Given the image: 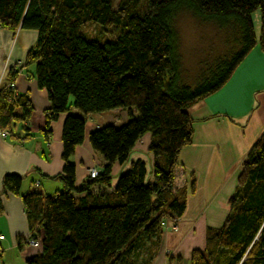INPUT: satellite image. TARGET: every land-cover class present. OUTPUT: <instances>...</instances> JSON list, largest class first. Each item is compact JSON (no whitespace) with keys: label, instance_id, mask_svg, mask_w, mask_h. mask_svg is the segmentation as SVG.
Listing matches in <instances>:
<instances>
[{"label":"trees","instance_id":"16d2710c","mask_svg":"<svg viewBox=\"0 0 264 264\" xmlns=\"http://www.w3.org/2000/svg\"><path fill=\"white\" fill-rule=\"evenodd\" d=\"M182 11L225 34V50L204 59L193 78L175 26ZM90 24L100 34H88ZM0 26L38 32L26 63L36 65L38 85L48 91L43 131L67 114L64 189L22 194L29 236L41 247L26 264H153L162 222L178 221L187 209L179 156L194 139L189 109L223 88L256 45L264 50V0H120L116 6L112 0H0ZM9 77L0 84V128L28 122L34 110L17 94L16 74ZM114 109L127 110L129 119L91 131L90 143L105 162L97 177L76 187L70 159L85 140L87 116ZM147 133L151 170L144 159L132 161L112 187L114 165H125ZM22 184L18 173L4 176L5 191L20 194ZM230 205L225 223L209 228L205 248L192 251L190 264H264V133L242 164Z\"/></svg>","mask_w":264,"mask_h":264},{"label":"crops","instance_id":"0c3cea01","mask_svg":"<svg viewBox=\"0 0 264 264\" xmlns=\"http://www.w3.org/2000/svg\"><path fill=\"white\" fill-rule=\"evenodd\" d=\"M258 27L259 38L261 18ZM37 39L35 30H10L0 26V84L8 83L9 74L15 73L17 94L27 97L34 106L28 122L18 121L11 128H0V236L4 235L0 238V264H9L4 260L8 251L19 250L25 262L36 255L34 247L25 242L30 231L22 194L38 190L54 195L65 187L63 127L67 114L52 124L51 132L43 131L46 112L51 106L48 91L38 85L36 65L26 63L27 54ZM71 112L79 113L75 107ZM189 112L194 120V139L179 156L187 181L185 187L189 189L187 209L178 220L179 231H167L162 237V245L169 253L160 249L153 264H190L192 251L205 248L209 228L221 227L230 214V199L238 186L242 164L264 133V50L260 45L248 54L223 88L193 105ZM104 114L101 116L106 117L97 123L92 120V114L87 116L85 140L70 159L76 165V187L89 178L90 168L96 167L101 172L105 162L90 143L91 131L105 124L121 125L129 119L124 109ZM4 130L10 135L3 136ZM151 142L152 135L145 134L129 161L114 165L112 187L132 161L144 159L151 170ZM8 173L23 176L20 194L4 190L3 179ZM193 179L195 185L190 188ZM94 189L107 190L101 185H95Z\"/></svg>","mask_w":264,"mask_h":264},{"label":"rangeland","instance_id":"374dc122","mask_svg":"<svg viewBox=\"0 0 264 264\" xmlns=\"http://www.w3.org/2000/svg\"><path fill=\"white\" fill-rule=\"evenodd\" d=\"M112 1L116 6L120 0ZM260 15V11L256 12L253 15L255 28L258 35L260 33L258 27L259 18H261ZM175 26L181 38V51L183 54L184 66L187 70V77L193 78V76L198 72V69L200 68V63L204 59H211L214 55L218 54L219 52H222L226 48L224 36L225 34L223 32H220L215 24L202 22L197 19L191 12L182 11L176 18ZM86 31L88 34L95 36L100 34L102 30L99 25L90 24L86 27ZM103 34L108 38L113 36V33H110V30H106ZM17 37L18 35L16 36V38ZM10 52L7 54L6 57L8 60L10 59ZM133 112L137 113L135 108H133ZM102 113H105L104 115H107L108 111L92 113V120L95 123L102 122L103 117H106L101 116ZM174 223H176V225L179 227L178 221H174ZM163 229L165 232L173 231L171 229ZM33 249L35 251L34 254H37L39 250H41V247H34ZM160 249H163L164 251L165 246L161 244L159 250ZM165 252L167 254L169 253V251L167 250H165ZM4 260H8L9 264H26L25 261H22L21 252H19V250L8 251L4 255Z\"/></svg>","mask_w":264,"mask_h":264},{"label":"built area","instance_id":"2783aa9c","mask_svg":"<svg viewBox=\"0 0 264 264\" xmlns=\"http://www.w3.org/2000/svg\"><path fill=\"white\" fill-rule=\"evenodd\" d=\"M1 134L3 136H9L10 135V132L7 131V130H4V131L1 132ZM98 175H99V170L96 167H93V168H90L89 169V176L91 178H95ZM39 184H40V181H37L36 182V185H39ZM162 226H163V228L171 229L173 231H178L179 230V227L174 222L163 221L162 222ZM0 238H4V235H1ZM25 242L28 243V244H30V245H32L33 247H39L40 246V241L37 240V239L32 238L31 236H28L25 239Z\"/></svg>","mask_w":264,"mask_h":264}]
</instances>
